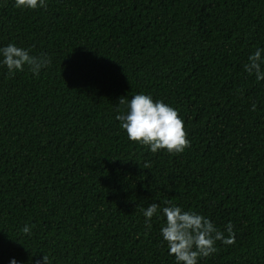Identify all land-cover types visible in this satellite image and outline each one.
<instances>
[{
    "label": "trees",
    "instance_id": "obj_1",
    "mask_svg": "<svg viewBox=\"0 0 264 264\" xmlns=\"http://www.w3.org/2000/svg\"><path fill=\"white\" fill-rule=\"evenodd\" d=\"M10 43L52 63L0 64V264H176L165 200L233 225L198 264H264V81L244 70L264 0H0ZM141 93L178 110L184 153L127 138L118 101Z\"/></svg>",
    "mask_w": 264,
    "mask_h": 264
},
{
    "label": "clouds",
    "instance_id": "obj_2",
    "mask_svg": "<svg viewBox=\"0 0 264 264\" xmlns=\"http://www.w3.org/2000/svg\"><path fill=\"white\" fill-rule=\"evenodd\" d=\"M15 7L27 10L46 8L47 0H15ZM0 57V64L7 67L9 74L23 72L27 67L38 77L41 70L52 63L51 58L45 54L35 56L30 50L11 43L0 48ZM262 65L264 48L257 47L248 57L244 70L250 76L255 75L257 81H264ZM118 104L127 106V111L117 115L116 119L131 142L149 148L154 154L163 150L169 155H180L191 147L185 124L174 107L163 101H154L151 95L143 93L136 94L130 101L122 96ZM252 111H256L255 104L252 105ZM149 167L150 165H145V168ZM164 204L169 206L162 208L166 222L161 228V235L176 264H198L200 258H208L217 252V241L225 245L235 244V232L231 223L226 226L228 236L225 237L224 232L204 215L184 211L167 200ZM158 207L157 203H152L143 210L149 227L152 218L158 214ZM22 232L31 235V228L25 225ZM11 264H17V261L13 259ZM36 264H40V261L37 260ZM43 264H51L47 255L43 256Z\"/></svg>",
    "mask_w": 264,
    "mask_h": 264
}]
</instances>
